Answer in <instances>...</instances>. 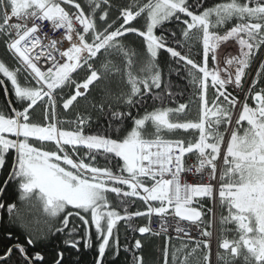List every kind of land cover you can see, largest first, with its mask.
<instances>
[{"label": "snow or ice", "instance_id": "6c2138e0", "mask_svg": "<svg viewBox=\"0 0 264 264\" xmlns=\"http://www.w3.org/2000/svg\"><path fill=\"white\" fill-rule=\"evenodd\" d=\"M205 4L206 0H132L121 6L118 0H88L86 13L77 0H0V38L16 61L13 68L0 61V74L10 82L18 102V107L10 101L6 110H0V168L14 150L8 180L18 183L19 199L29 205L20 209L15 203L0 202L6 223L19 224L24 235L21 241L7 231L9 243L0 246V264H44V256L35 249L57 234L65 248L79 251L80 228L69 227L70 218L82 223L86 248L91 247L94 227L95 264H103L110 248L114 258L123 250L131 256V264H143V257L137 255L141 240L121 249L118 233L120 222L131 227L130 222L140 217L148 224L132 231L141 236L167 234L169 227L178 237L192 228L201 229L190 250L182 244L171 251V264L194 260L212 264L214 233L209 229L217 218L216 264L238 260L264 264V61L247 88L244 84L246 70L264 49V0ZM141 16L142 29L134 25ZM173 20L181 25L179 37L175 31L170 35L163 31L165 23ZM44 22L53 32L61 30V38L44 33ZM129 34L140 39L146 51L139 75L132 71L138 54L125 42ZM193 37L202 44L201 62L169 46L190 48ZM229 41L238 45L239 54L227 55L221 67L217 50ZM64 43L67 46L61 47ZM161 50L178 65V75L181 69L187 72L197 103L196 119L186 118L185 103L164 106L174 94L170 82L161 87L164 81L157 64ZM116 75L126 77L128 86L118 94L110 87ZM96 85H103L102 94L89 99L90 86ZM0 86L7 93L4 79ZM153 89L161 91L153 93ZM148 95L161 106L133 116L130 109ZM81 99L83 112L77 109ZM121 106L129 111L118 110ZM58 108L65 114L71 110L75 118L59 119ZM88 109L98 117L109 113L110 127L119 122L113 129L115 138L85 131L92 117ZM127 119L132 121L130 130L119 127ZM181 130L190 136H166ZM97 157L105 160V166L98 165ZM191 157L196 163L186 166ZM192 171L203 182L184 183L182 174ZM137 200L145 209L130 211ZM204 201L211 206L205 209ZM36 205L50 219L32 230L31 224L41 221L27 222L25 216ZM153 216L161 221L160 231L151 227ZM54 264H63V251L57 252ZM163 264H170L168 244Z\"/></svg>", "mask_w": 264, "mask_h": 264}, {"label": "trees", "instance_id": "16d2710c", "mask_svg": "<svg viewBox=\"0 0 264 264\" xmlns=\"http://www.w3.org/2000/svg\"><path fill=\"white\" fill-rule=\"evenodd\" d=\"M213 0H206V3H210ZM78 3H81V6L85 8V11L87 13V2L88 0H77ZM119 4L121 6H127L129 5L132 0H118ZM141 2L146 3L147 0H141ZM145 23L144 17L141 16L137 18V21L134 22V25L139 28H143ZM180 27L177 22L170 21L166 22L163 26V31L165 32V35H170L171 32L175 31L177 33V36H180ZM156 34H161V29L156 30ZM195 37H193V41L191 42L190 48L188 47H178L175 43H170L169 46L176 47L178 51H181L182 54H188L190 58L196 60L197 62L202 61V48L200 42L195 41ZM127 45L135 50L137 52V57L134 58V65L132 68V71L135 74H141L140 68L143 66L145 60L147 59L146 51L143 49L141 45L140 39H138L135 35L129 34L126 37ZM0 61L4 62L7 66L10 68H13L16 66V61L10 57V55L6 51V45L3 42V38H0ZM157 64L159 65L160 69L162 70V78L164 83H162V89L165 87V84L169 83L171 84V92L174 94L171 99L164 100V106L167 107H177L179 103H185L188 105L187 108V119H196L197 118V103L196 98L193 95V88L189 84V78L187 76V72L181 69V73L178 75L176 72V68L178 65L175 63V61L170 57V55L164 51L161 50L160 54L157 58ZM209 65L212 66V64L209 61ZM83 76V73L80 74ZM75 77V74H74ZM0 78L5 80V84L7 86L8 92H9V98L12 102V106H18V102H15L14 94L11 89V84L0 74ZM20 82L24 83L23 74L19 77ZM111 84L110 87L113 91V93L118 94L122 90H127L126 85V77L122 80L119 75L113 76L111 78ZM79 82V81H78ZM34 83V82H33ZM103 88V85H96V86H90L91 96L89 99L92 98V96L99 97L101 95V89ZM160 89H153V93L160 92ZM211 96V93H209ZM0 104L2 110L7 109V104L5 101V98L3 96V91L1 89L0 92ZM161 106V102L159 100H153L151 95L145 96L142 104H138L136 107L130 109L133 116H143L146 112H151L155 108H158ZM85 102L81 99L80 104L77 105V109L81 112L84 111ZM118 110L120 111H129V109L124 108L121 106ZM36 116L39 117L41 113V108L37 107L36 110ZM88 112H92L91 109H88ZM59 113V119L61 120H69L74 119L75 114L69 111L68 114H65L62 108H58ZM111 123V117L110 114L106 112L104 116H97L96 113L92 112L91 122L89 126L85 129V131L89 134H107L115 138L117 135L116 132L113 131L115 127H117L119 122H116L115 124H112V127H110ZM67 128L68 126L65 125ZM119 127L123 129L130 130L132 127V121L131 119H127L124 121L123 125H119ZM148 128H151V124L149 123L147 125ZM126 134V132H124ZM167 138L176 139V138H185L190 136V133H184L182 130L180 132H177L175 134H166ZM51 147V145H49ZM97 163L99 166H105L106 162L102 157H97ZM113 164L115 161L112 162ZM13 164V153L12 151L9 152V154L6 157V163L3 168H1V184L2 187L7 176L10 173V170L12 168ZM111 166V165H109ZM0 187V188H1ZM20 192L18 189V183L16 181L11 180L5 190L2 194V197L0 199V202L7 204L15 203L18 208L23 207V201L19 199ZM114 197V194H113ZM205 207L209 205V201H204ZM145 209V205L142 201L137 200L136 203L130 208V211H136L141 210L143 211ZM1 214L0 217H2V222H0V246H3L4 244L9 243L6 239V233L7 231L11 230L16 235H18L21 239V241L24 240V235L21 233L23 232V229L20 227L19 224L17 225H11L6 223L8 216L5 210H0ZM207 219V217H205ZM56 225L59 226V221L57 220ZM131 227L125 225V223L122 221L118 225V233H119V241L121 249L125 245H132L135 243L136 239H140L142 242V250H139L137 252V255H140L143 257V264H157L158 261L162 258V247L164 241L160 240V242H157V238L154 235H148L145 234L144 236H141V234L138 231H132V228H138L140 226H144L148 224V220L144 217L140 218H134L133 221L130 222ZM73 225H76L80 228V232L77 234L79 238H81V243L79 246V251L72 248H65L62 243V238H58L59 234L52 236L49 242H45L41 245H37L36 251L41 252V254L44 256V264H54L56 260V254L58 251H63V264H95L96 258L98 256L97 252V245L98 241L96 239V233L94 227L90 228L91 232V247H85L84 246V240H83V225L82 223L77 220H72L70 218V224L69 227H72ZM220 227V225H219ZM230 237V234H229ZM112 242L110 241V244ZM171 243V242H170ZM188 249H191V244H188ZM171 255V253H170ZM199 255V254H196ZM15 258V257H14ZM159 258V260H158ZM170 264L171 260L169 258ZM103 264H131V256L127 253H125L123 250H121L120 255L118 257H113L112 255V249L110 248L108 251H106ZM193 264H197V262L194 260ZM236 264H242L240 260L236 262Z\"/></svg>", "mask_w": 264, "mask_h": 264}, {"label": "built area", "instance_id": "2783aa9c", "mask_svg": "<svg viewBox=\"0 0 264 264\" xmlns=\"http://www.w3.org/2000/svg\"><path fill=\"white\" fill-rule=\"evenodd\" d=\"M37 23L40 24L41 22L37 21ZM42 30L44 33H47L50 38H53V39H60L61 38V30H56L53 32L50 25L47 22H44L42 24ZM66 46H67L66 43L61 44V47H66ZM10 55L13 56L11 53H10ZM195 163H196L195 157H191L190 159H187L186 166H192ZM205 179H206V177H205ZM182 181L184 183H188V184L203 182L200 179L199 174L195 173L194 171L186 172V173L182 174ZM160 224H161L160 219L158 217L153 216L152 222H151V227L153 228L154 231H160ZM181 226L186 227L187 222H183ZM209 230H212L214 233L213 238H212L211 259H212V264H215L216 248H217V242L215 239V224H214L213 228L209 229ZM200 231H201V229H199V228H192L189 231L180 233L179 237H178L176 232L174 231V227H169L167 234L161 233V235H159L157 237H165L166 240H168V239H176V240L185 239V240H188L191 243H193L195 246L196 240L200 239V236H199ZM189 237H192L193 239L190 240Z\"/></svg>", "mask_w": 264, "mask_h": 264}, {"label": "rangeland", "instance_id": "374dc122", "mask_svg": "<svg viewBox=\"0 0 264 264\" xmlns=\"http://www.w3.org/2000/svg\"><path fill=\"white\" fill-rule=\"evenodd\" d=\"M195 41L198 42L197 40ZM201 48H202V44H201ZM237 52H238V47L235 46V43L234 45L228 43H226L225 45H221V47L217 50V61L220 62V66L224 67L223 60L226 58L227 55L235 56L239 54ZM222 75L224 74L222 73ZM10 151H12V153L14 152V150H10ZM22 205L23 207L21 209H26L29 206L28 202H23ZM25 219L27 222L34 221L35 219H39L41 221V225H36L35 223L31 224V229L35 230L37 227H43V221L49 220L50 218L47 217V214L43 212L42 206L36 205L31 209L30 213H26Z\"/></svg>", "mask_w": 264, "mask_h": 264}, {"label": "flooded vegetation", "instance_id": "af4514ba", "mask_svg": "<svg viewBox=\"0 0 264 264\" xmlns=\"http://www.w3.org/2000/svg\"><path fill=\"white\" fill-rule=\"evenodd\" d=\"M189 2L191 3L192 2V0H189ZM219 2H221V0H213L212 2H210V3H206L205 4V6L206 7H210V6H213L214 4H216V3H219ZM202 10V9H201ZM221 31H223V29H221ZM234 41H229L228 42V44H232V45H234ZM225 45V44H224ZM235 46L236 47H238V45H236L235 44ZM237 53H239V47H238V52ZM262 61H264V49H261L258 53H257V56L253 59V61H252V63H251V65H250V67H249V69H247L246 70V77H245V81H244V84H245V88H247L248 87V85H249V83H250V81L252 80V79H254L255 78V76H256V71H257V69H258V67H259V65H260V63L262 62ZM0 92H1V86H0ZM3 96H4V94H3ZM5 98V97H4ZM6 101V100H5ZM16 102V101H15ZM7 104V103H6ZM12 107H18V106H12ZM0 110H2V108H1V104H0ZM0 175H1V168H0ZM0 184H1V177H0ZM1 187V186H0ZM0 214H1V212H0ZM226 214V213H225ZM227 227H232L231 225H228ZM230 234V238H231V233H229ZM241 261V263H242V260H240Z\"/></svg>", "mask_w": 264, "mask_h": 264}, {"label": "crops", "instance_id": "0c3cea01", "mask_svg": "<svg viewBox=\"0 0 264 264\" xmlns=\"http://www.w3.org/2000/svg\"><path fill=\"white\" fill-rule=\"evenodd\" d=\"M207 207H209V205L207 206ZM207 207H205V209H207ZM207 219H208V217H207ZM218 228H219V224H218ZM217 228V229H218ZM159 240H161V239H159ZM158 240V242H160ZM162 241V240H161ZM164 241V240H163ZM171 242V243H170ZM170 242H165L164 241V243H163V247H162V264H163V249H164V247H165V244H168L169 245V258H170V260H171V255H170V253H171V251L174 249V248H177V247H180L182 244H186L187 242H177V241H170ZM189 244V243H188Z\"/></svg>", "mask_w": 264, "mask_h": 264}, {"label": "water", "instance_id": "95a60500", "mask_svg": "<svg viewBox=\"0 0 264 264\" xmlns=\"http://www.w3.org/2000/svg\"><path fill=\"white\" fill-rule=\"evenodd\" d=\"M1 89H2V91H3V93H4L5 100H6L7 105H8V103L10 102V100H9V93H8V91H7V93L5 92V90H4V86H1ZM14 159H15V152H14ZM14 159H13V161H14ZM11 171H12V168H11ZM11 171H10V172H11ZM8 177H9V175L7 176L6 180H8ZM10 181H11V180H8V183H9ZM6 186H7V185H5V183H4L3 186H2L1 188H4V190H5ZM1 197H2V195H0V199H1Z\"/></svg>", "mask_w": 264, "mask_h": 264}, {"label": "bare ground", "instance_id": "6f19581e", "mask_svg": "<svg viewBox=\"0 0 264 264\" xmlns=\"http://www.w3.org/2000/svg\"><path fill=\"white\" fill-rule=\"evenodd\" d=\"M157 242H158V240H157ZM158 260H159V258H158ZM157 264H162V258L160 259V261L157 262Z\"/></svg>", "mask_w": 264, "mask_h": 264}]
</instances>
